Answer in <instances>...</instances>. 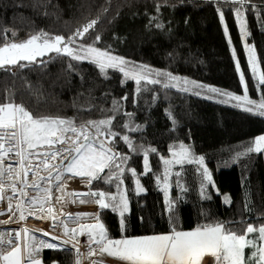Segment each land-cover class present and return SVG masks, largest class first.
Wrapping results in <instances>:
<instances>
[{
    "label": "trees",
    "instance_id": "1",
    "mask_svg": "<svg viewBox=\"0 0 264 264\" xmlns=\"http://www.w3.org/2000/svg\"><path fill=\"white\" fill-rule=\"evenodd\" d=\"M218 7L224 12L231 44L219 19ZM237 7L240 5L209 0H0V45L5 38L20 42L40 32L67 38L83 25L96 21L83 39L76 38V44H92L99 35L95 47L124 58L127 65L146 66L145 71L151 69L152 74L170 73L180 83L186 79L221 92L243 95L235 66L239 60L248 96L259 100L264 95V85L258 84L248 64L234 13ZM242 11L247 44L253 46L260 74H264V0H245ZM21 63L27 67L0 69V103L9 97L16 104H23L34 117L73 119L77 127L89 120L111 118L110 129L117 135L99 138L117 154L111 172L119 174L123 169L121 188L129 211L124 216L126 231L122 233L119 214L111 208L99 209L100 222L110 238L166 234L171 224L179 230L192 231L220 222L237 233L249 224H264V151L237 156L256 137L264 135L263 117L214 101L207 104L198 95L159 84H137L121 72H101L97 65L65 54L50 53L34 63ZM211 94L227 99L222 94ZM126 124L130 127H124ZM102 131L107 133L109 129ZM123 136L129 137L135 150L128 147ZM181 145L189 150L193 162L185 160L167 166L166 199L164 160L174 161L173 153H178ZM145 150L151 168L147 172ZM120 156L127 159L122 161ZM200 157L203 165L196 162ZM205 168L211 183L203 176ZM131 170H135V176ZM108 171L106 168L99 175ZM136 180L144 189L139 194ZM116 183L92 180L91 192L115 193ZM89 185H82L79 190L89 192ZM202 185L211 199L201 195ZM98 198L89 195L84 201L92 205L95 203L91 201ZM70 199L68 196V210L74 209V200ZM169 201L173 202L170 211ZM91 210L97 213V207L77 211ZM257 235L254 232L248 237ZM101 258L116 264L106 254H99L94 261ZM41 262L73 264L72 251L45 250ZM209 264H213V258Z\"/></svg>",
    "mask_w": 264,
    "mask_h": 264
},
{
    "label": "snow or ice",
    "instance_id": "2",
    "mask_svg": "<svg viewBox=\"0 0 264 264\" xmlns=\"http://www.w3.org/2000/svg\"><path fill=\"white\" fill-rule=\"evenodd\" d=\"M209 2H218L225 5L239 4L240 7L234 9L235 18L239 25V31L241 37L247 36L246 21L244 19V12L242 11L245 0H209ZM159 10V6L157 7ZM217 12L219 19L224 24L225 35L228 36V27L225 22L224 12L218 7ZM155 19V17H153ZM96 21H90L88 24L83 25L80 29H77L74 33L67 38L63 36L49 37L47 33L40 32L34 35H30L28 39L20 42L14 40H7L5 38L4 43L0 45V69L4 71H11L13 66H19L20 68L27 67V64L21 63L26 61L28 63H34L36 58L43 56L48 52L55 51L58 54H66L74 60L88 59L91 63L98 66L101 72H105L107 68H115L124 72L125 77L134 79L137 84L141 79H144L142 73L146 66L140 65L125 70L127 61L124 58L113 56L108 50H101L95 47L96 42L100 40V36L96 35L92 44L80 45V51L83 55H78L76 51L70 48L68 45L76 42V38L83 39L84 34L89 29L94 28ZM162 27V25H157ZM15 36V33H12ZM228 43L231 44V38L228 36ZM63 45V47H60ZM244 47L247 51L248 64L251 67L253 77H256L259 85H264V74L258 72L257 60L254 53V48L248 45L246 42ZM236 53L233 50V57L235 59ZM236 70L239 73V80L243 89V95H236L230 92H221V90L208 85L200 84L195 81L183 80L184 85H190L193 88L206 89L211 93L222 94L229 100H235L236 107H243L245 111L253 112L256 115L264 117V95H261L259 100L250 99L248 96V84L245 81V75L241 71L239 60H236ZM149 72L152 70L149 69ZM159 75H167L170 80L180 82L178 77L172 76L170 73H156ZM150 83H158L159 81H148ZM174 85H165L170 87ZM183 90L187 91L185 87ZM6 102L0 103V162L8 153L13 152L15 149V156L19 157V163L21 170L23 171L22 186L18 189L16 183L11 185H5L0 183V201H8V212H12L13 215L19 212V221H25L28 215L33 216L35 219H44L46 214L47 218L52 219L53 223L48 231H44V236H52V240H62L63 244H67L69 240L75 239L77 229H69L66 221L60 220L58 223L57 217L54 215V208L51 203L52 189L41 188L39 182L28 181V170H24V161L30 158L39 159L40 156L44 157L41 161L44 164V170L49 169L48 160L56 159L60 156L65 158V153H74L71 155V159L68 160L63 170L57 169V174L54 179L61 181L64 173H72L73 176H86L89 178L88 183L91 184L92 180H103L104 183L111 185L113 180H116L115 185L116 192H89V193H67L68 196L79 197L81 195H90L92 197H99L91 201L99 206L100 210L111 208L113 212H117L120 216V225L122 233L126 231V221L124 219L125 213L129 211V203L124 194L121 185L123 180L120 178L123 175V169H120V165L117 164V169H120L119 174H113L111 172L112 163L117 158V154L112 152V149L105 146V143L98 140L100 135L116 136L117 133L111 131V118L100 121H87L85 124L77 127L73 119H63L59 117H34L23 104H16L14 100L6 97ZM126 99V97H125ZM113 110H118L116 104L113 106ZM130 115V114H129ZM124 127H130L128 124ZM103 128H108L109 131L104 133ZM94 129V132L91 131ZM132 130H136L132 127ZM71 132L73 137H67L66 134ZM55 137V139H52ZM73 140V147L71 149H58L56 151L39 152L33 151L38 148H42L45 145L52 147L55 144L65 143L66 140ZM122 139L128 144V147L132 150V142L128 136H123ZM5 143H8V147L5 148ZM155 152V149H150ZM264 151V135L256 137L252 143L245 149L244 152L238 153L237 156H244L251 152ZM147 150H145L144 166L145 171H151L147 159ZM173 156L176 157L174 161L164 160L166 165L164 172L163 188L165 191V198L167 199L168 188V165L173 162L182 164L185 160L192 163L193 160L189 156V150L183 145L180 146L178 153L174 152ZM122 161L127 157L120 156ZM197 163L203 165V158H197ZM109 169L104 176H100L99 173L104 172L105 169ZM8 179H12L11 165L7 166ZM38 171V169H37ZM132 175L135 176V170H131ZM37 172H33L36 175ZM20 176V173H16ZM179 175V173H177ZM203 176L211 183V176L208 170L205 168ZM4 177V172L0 171V178ZM53 177L51 173L49 177H41V181L48 180L49 183ZM159 180V177L157 178ZM136 192L139 194L144 191L140 186L139 180H136ZM179 186V181H177ZM11 189L12 195L5 196L7 188ZM31 187L36 191V195L30 200L24 199L27 196L25 188ZM57 191H61L64 185L57 183L55 186ZM43 193V195H41ZM21 197L15 203V211H13V197L16 195ZM201 195L206 199H211V196L204 190L203 185L201 188ZM63 196L56 197V202H61ZM109 201V202H106ZM225 203H228V197L224 198ZM74 202V201H73ZM87 201H81L86 203ZM45 204L48 206L45 207ZM172 201L168 202L169 211L172 208ZM42 215H36V213ZM5 212H0V215H5ZM89 214L87 213H68L67 216L73 223H79V221ZM94 223L79 224L80 233L84 234L86 229L88 232V238L91 243L97 245V248H91L89 245L88 252L80 253L77 244H73L76 248V252L79 255H93L99 250L101 257L104 254L112 257L120 262V264H202L205 256L213 258V264H264V224L254 226L249 224L242 233L234 232L226 224L217 222L216 224H206L195 228L192 231H183L177 229L175 224L170 225V230L166 234H157L143 237H127L123 236L120 239H112L107 235V231L103 223L99 220V212L91 214ZM11 219V217H9ZM171 220V218H170ZM0 223H6V221H0ZM63 227V233L58 231L59 227ZM256 232L258 235L252 239L248 238V234ZM25 243L23 245V251L17 241L20 240V231L16 232V236L4 238V235L0 233V264H41V261L36 258L37 253L43 247L58 248L60 245L53 244L45 240H39V244H36L37 237L30 236L27 229H23ZM62 237H68V240H63ZM29 239L31 242H29ZM78 243V242H77ZM245 249H251L245 256ZM65 251H71L70 249H64ZM74 264H80L79 258L74 261ZM92 264H108L107 260L103 258L92 261Z\"/></svg>",
    "mask_w": 264,
    "mask_h": 264
},
{
    "label": "bare ground",
    "instance_id": "3",
    "mask_svg": "<svg viewBox=\"0 0 264 264\" xmlns=\"http://www.w3.org/2000/svg\"><path fill=\"white\" fill-rule=\"evenodd\" d=\"M98 140L101 141V139L99 137H98ZM105 146L108 147L106 144H105ZM33 151H35V150H33ZM30 160H31L30 164H29V160H26V166H25L24 170H28L29 167L31 168V166L33 164V158H30ZM41 177H45V173L39 172L38 174H36L34 176L31 174L30 171H28L27 179L30 182L37 181L40 183ZM81 178H83V177H81ZM77 179H78V176H73L72 173L66 172L64 174V176L62 177V180L59 182L60 184L64 185L63 189L61 191H57L56 187H54V189L52 190V200H51V203H52L53 208H54V215L57 217L56 222L58 223L60 220H64V221H66L69 229L76 228L77 234H75V239L69 240V242L67 244H63L62 240H59V239L58 240H52L51 235L44 236L43 232L48 231L50 229V226L53 223L52 219L47 218L46 214H43V215H45L44 219H35V218H33V216L28 215L27 210H25V215L27 216V219L25 221H19V219H18L19 212H16V214L13 215L12 212L7 211L8 201L6 199L2 200L4 203V206L6 205V207H4L5 209L2 211H6L8 216L6 218H4L2 215H0V221H6V223H0V233H2L4 235L5 239H7L8 237H10V228H17V229L20 228L22 231H23V229H27L30 236H35L38 238L36 241L37 245L39 244V240H45V241H48L50 243L58 244V245L63 246V247L67 246L75 252V259L79 258L80 264H92V261L95 260L96 256L98 255L99 250H97V252L95 254L90 255V256L89 255H79L78 256V254L76 252V248L73 247V244H77V246L79 247L80 253H85V254L89 250V245L91 246V248H97V245L94 243H86L83 240L85 233L82 235L79 234L80 233L79 224H81V222L79 221V223H73L72 220L68 218L67 212H66V204L64 202L67 186L74 183ZM0 183H3L2 179H0ZM12 183H14V182L12 181ZM22 183H23V181H22ZM3 184H5V183H3ZM25 189L29 190V187H27ZM27 192L28 191H26V193ZM71 193H74V191ZM79 193H82V191H79ZM10 195H12V192H11V189L9 187L5 191V196H10ZM60 196H63V200L61 202H56V197H60ZM31 198L32 197H30V194L29 195L27 194V196L24 199L30 200ZM17 199L18 198L16 196L13 197V211H15V203L17 202ZM47 206L48 205L45 204V207H47ZM80 211H82V210H80ZM91 211H94V210H91ZM36 215H42V214L38 212V213H36ZM9 217H11V219H9ZM88 218L90 219V217H88ZM91 223H94V222H91ZM58 231L60 233H63V231H64L63 227L62 226L59 227ZM23 236H24V233H23ZM62 239L68 240V237H62ZM29 242H31L30 239H29ZM24 243H25V237H24ZM43 248H45V247H43ZM43 248H41V250ZM40 251L36 255L37 259H40Z\"/></svg>",
    "mask_w": 264,
    "mask_h": 264
},
{
    "label": "rangeland",
    "instance_id": "4",
    "mask_svg": "<svg viewBox=\"0 0 264 264\" xmlns=\"http://www.w3.org/2000/svg\"><path fill=\"white\" fill-rule=\"evenodd\" d=\"M238 28H239V25H238ZM229 36V35H228ZM49 37H54V36H49ZM246 37L247 36H245V37H243L242 39H243V41H244V44H245V42L247 43V41H246ZM70 48H72V49H74L75 51H76V53L78 54V55H83V52L82 51H80V48H79V46H80V44H76V43H73V44H69L68 45ZM60 47H63V45H60ZM50 53H56L55 51H52V52H48L47 54H45V55H43V56H46V55H48V54H50ZM255 53V52H254ZM66 55V54H65ZM43 56H39V57H37L36 58V60L37 59H40V58H42ZM255 57H256V54H255ZM256 60H257V58H256ZM81 61H85V62H89V63H91L88 59H83V60H81ZM94 64V63H93ZM123 67H125V70H127V69H129V68H133V66H130V65H126V66H123ZM257 67H258V72L260 73V67H259V65H258V63H257ZM107 69H111V70H115V71H118V72H121V73H123L124 74V72L123 71H121V70H119V69H115V68H107ZM142 75H143V77H144V79H141V81H146V82H148V81H150V80H152V81H159L158 83H155V84H159V85H161V86H164L165 87V85L167 84V85H174V86H170V87H168V88H172V89H175V90H178V91H181V92H185V93H188V94H191V95H198V96H200L201 98H202V100H203V102L204 103H207V104H210V102H218V103H221V104H224V105H228V106H232V107H235V108H238V109H241V110H244V108L243 107H236V106H234V105H236V101L235 100H229L228 98L227 99H225V98H221V97H218V96H216V95H214V94H211V93H209V92H206V91H203V90H199L198 88H193V87H191L190 85H184L183 83H178L177 81H173V80H170L169 78H164V77H161V76H158V75H156V74H152V73H149V72H146L145 70H144V72L142 73ZM185 87H187L188 88V90L187 91H185V90H183ZM17 91H18V88L16 89ZM27 91V90H26ZM21 92V91H20ZM18 94V93H17ZM27 94H29V96H30V93L29 92H27L26 93V95ZM22 99H24V96H20ZM249 112V111H248ZM250 113H252V114H254L253 112H250ZM256 115V114H255ZM259 116V115H258ZM260 117H262V116H260ZM264 118V117H263ZM66 136L67 137H73V134L70 132V133H67L66 134ZM74 138V137H73ZM102 142H104L103 140H101ZM105 143V142H104ZM62 144H65L64 145V148L63 149H65V148H68V149H70V148H72L73 147V140L72 139H68V140H66V142L65 143H62ZM106 144V143H105ZM107 145V144H106ZM108 146V145H107ZM44 147H46V148H55V147H57V145L55 144V145H53L52 147H49V146H47V145H45ZM109 147V146H108ZM43 148V147H42ZM110 148V147H109ZM36 150V149H35ZM113 152V151H112ZM114 153V152H113ZM60 160H62V158L60 157V156H57L56 157V159H49L48 160V164H49V169L50 168H53V166H54V164H57V163H59V161ZM37 168L38 169H41L42 171L44 170V164L43 163H37ZM64 168L62 167V170H63ZM45 171V170H44ZM65 174V173H64ZM82 176H78V179L74 182V183H72V184H70V185H68L67 186V190H66V193H65V204H66V209H67V211H68V213H73V214H75V213H78V211L79 210H86V209H91V208H96L97 207V210H95V211H97V212H99V206L97 205V204H92V205H89V204H85V203H81V201L83 200L84 201V199L85 198H87L89 195H87V196H85V195H81V196H79V197H76V196H72L71 198H72V200H74V205L72 206L74 209H70V210H68V208H67V200H68V195H67V193H71V191H80L79 190V188L82 186V185H88L89 183H88V180H89V178L88 177H86V176H83V178H81ZM70 186V187H69ZM25 191H28L27 192V194L29 195L30 194V197H33V196H35L36 195V192H34V191H31V190H28V189H25ZM89 192H91V184L89 185ZM89 192H86V193H89ZM41 195H43V193H41ZM21 199V197H19V199H17V201L18 200H20ZM4 207H6V205L4 206V203H3V201H0V212L2 211V210H4L5 208ZM76 209H78V211L76 210ZM2 212H5L6 213V211H2ZM67 213V214H68ZM94 212L93 211H88L87 212V214H89V215H87V216H84L81 220H80V222H81V224H88L89 223V221H91V222H94L93 220H92V216H91V214H93ZM4 218H6L8 215H7V213L5 214V216L4 215H2ZM88 217H90V219L88 218ZM99 220H100V218H99ZM17 231H20V240L22 241L23 240V243H24V236H23V231L20 229V228H10V237H15L16 236V232ZM107 231V230H106ZM84 232H86V235L84 236V241L86 242V243H91V241L89 240V238H88V232H87V230L85 229L84 230ZM253 237H255V236H252V237H248L249 239H252ZM22 248V251H23V247H21ZM72 251V255H73V264H74V261H75V254H74V251L73 250H71ZM251 251V249H245V256L247 257V254H248V252H250ZM99 254H100V252H98V255L97 256H99ZM107 255V254H106ZM212 259V257H210V256H205L204 258H203V261H202V264H209V262H210V260ZM41 264H43L42 262H41ZM116 264H120V262L119 261H117L116 260Z\"/></svg>",
    "mask_w": 264,
    "mask_h": 264
},
{
    "label": "built area",
    "instance_id": "5",
    "mask_svg": "<svg viewBox=\"0 0 264 264\" xmlns=\"http://www.w3.org/2000/svg\"><path fill=\"white\" fill-rule=\"evenodd\" d=\"M52 139H55V137H53ZM56 145H57V147H55V148L43 147V148H38L35 151H39V152H42V153L43 152H49V151H56L58 149H63L65 144H56ZM8 146H9L8 143H5L4 147L7 148ZM14 152H15V149L13 150V152L8 153V155L3 158L2 162H0V171L4 172V177L0 178V179H2L3 183H5L6 185H10L12 183V181H13L14 183H16V186L19 189L22 186L23 171L21 170V166H20V163H19L20 158L15 156ZM71 155H73V153H65V158L63 159V162H62V160H60L59 163L54 164L53 168H50L47 171H44V170L42 171L41 169L37 168V163L38 164L42 163L41 161L44 160L43 156H40L39 159L33 158V164L31 166L32 170L30 171L32 175H33V172H37V174L39 172H42V173H45V177H49L48 175L50 173H51V176L53 177V179L51 180L50 183H49L48 180L40 181L41 188H49V187H51L52 190L54 189V187L57 185V183L60 182V181L57 182L54 179L55 175L57 174V169L62 170V167L65 168L68 160L71 159ZM8 165H11V171H12V179L11 180L8 179V171H7V166ZM25 166H26V160L24 161V169H25ZM37 169H38V171H37ZM17 172L20 173V176L16 175ZM33 182H37V181H33ZM29 190L36 192L31 187H29ZM16 197L19 199V195L18 194L16 195ZM89 223H91V221H89ZM84 233L86 235V232H84ZM17 243H19V245L21 247H23V245H24L23 240L22 241L19 240V241H17ZM63 249H70V248L67 247V246H64V247L60 246L58 248H47V247H45V248H43L40 251V259L39 260L40 261L42 260V255H43V252L45 250H63ZM70 250H72V249H70ZM74 254H75V252H74Z\"/></svg>",
    "mask_w": 264,
    "mask_h": 264
},
{
    "label": "crops",
    "instance_id": "6",
    "mask_svg": "<svg viewBox=\"0 0 264 264\" xmlns=\"http://www.w3.org/2000/svg\"><path fill=\"white\" fill-rule=\"evenodd\" d=\"M82 193H85V192H82ZM72 200V199H71Z\"/></svg>",
    "mask_w": 264,
    "mask_h": 264
},
{
    "label": "water",
    "instance_id": "7",
    "mask_svg": "<svg viewBox=\"0 0 264 264\" xmlns=\"http://www.w3.org/2000/svg\"><path fill=\"white\" fill-rule=\"evenodd\" d=\"M73 155H74V153H73ZM68 163V162H67Z\"/></svg>",
    "mask_w": 264,
    "mask_h": 264
}]
</instances>
